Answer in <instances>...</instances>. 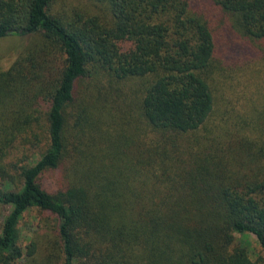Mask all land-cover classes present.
<instances>
[{
	"label": "trees",
	"instance_id": "obj_1",
	"mask_svg": "<svg viewBox=\"0 0 264 264\" xmlns=\"http://www.w3.org/2000/svg\"><path fill=\"white\" fill-rule=\"evenodd\" d=\"M89 1L0 0V39H28L0 71V138L39 152L0 162V264L34 257L28 210L54 219L46 264H264V102L221 111L264 0Z\"/></svg>",
	"mask_w": 264,
	"mask_h": 264
},
{
	"label": "rangeland",
	"instance_id": "obj_2",
	"mask_svg": "<svg viewBox=\"0 0 264 264\" xmlns=\"http://www.w3.org/2000/svg\"><path fill=\"white\" fill-rule=\"evenodd\" d=\"M69 1L73 4H83L89 12L100 13L99 8L89 0ZM27 42L26 36L9 35L0 39V71L9 67ZM225 74L227 77L224 79L221 92V111L229 107L236 109L233 115L242 114L248 109L247 105L251 107L254 104L264 102V42L251 41L248 42V47L240 49V52L237 49L233 50L229 54L228 62H226ZM26 136H28L27 131L19 130L14 141L6 143L5 139L2 141L0 138V148L3 147L2 152H0L2 158L0 162L3 166L6 165V169L10 173H13V169L10 167L12 162L28 163L35 161L39 156L37 149H34L29 141L25 142ZM29 136H31L30 133ZM42 182L44 187L50 191L55 189V181L52 175L46 174ZM8 186L9 183L5 185L6 188ZM10 188H12L11 184ZM9 209V206L0 204V226ZM18 228L22 246L32 240L37 246L34 257L28 261L29 264H46V247L50 245L55 234L53 217L39 210H28L20 219ZM236 238L247 245L251 260L263 255L253 234L241 235L237 233ZM52 264H57V262L53 261Z\"/></svg>",
	"mask_w": 264,
	"mask_h": 264
}]
</instances>
